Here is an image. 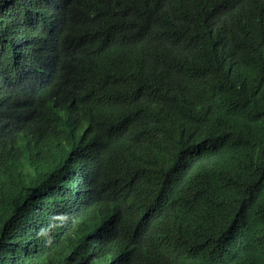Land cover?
<instances>
[{
	"label": "trees",
	"instance_id": "obj_1",
	"mask_svg": "<svg viewBox=\"0 0 264 264\" xmlns=\"http://www.w3.org/2000/svg\"><path fill=\"white\" fill-rule=\"evenodd\" d=\"M235 36L245 50L228 66L213 47L229 38L237 51ZM260 40L264 0H0V248L9 237L37 250L19 264L79 252L77 236L45 241L61 229L51 174L75 169L60 143L86 127L103 159L85 234L113 218L135 264H261ZM140 221L157 227L140 244L149 263L129 233Z\"/></svg>",
	"mask_w": 264,
	"mask_h": 264
},
{
	"label": "clouds",
	"instance_id": "obj_2",
	"mask_svg": "<svg viewBox=\"0 0 264 264\" xmlns=\"http://www.w3.org/2000/svg\"><path fill=\"white\" fill-rule=\"evenodd\" d=\"M237 31L240 32L239 30ZM236 35L239 36L237 32ZM221 41L224 45H230L232 47H213L214 50L225 59L226 65L230 66L235 59L240 60V56L245 50L244 41L235 36L234 42L236 45H240L237 51H235V45L229 38L221 39ZM251 47L257 52L262 51L264 49V40H260L258 45H252ZM194 58L205 67V62L199 54H195ZM243 61L245 60L241 59L240 67L241 70L245 71L247 77L249 65ZM84 129L88 128H74L70 135L60 143L61 146L66 147V151L62 154V159L74 162L75 169L72 172V176L67 179L56 173L51 174L52 178L58 181L60 188V191L53 197V203L57 207L58 212L51 218V223L59 226L61 229L57 236L47 235L45 241L46 243L50 239L61 238L62 236H77L76 240L78 241L77 246L79 252L76 254H71L70 252L61 253L56 258L52 259L50 263L135 264V248L128 241L117 238L114 235L113 218L108 220L105 226L99 228V230H95L90 234H85L84 232L86 224L92 220L90 214L91 210L96 206V189L91 186L93 166L103 159L102 148L85 140V135L88 131ZM3 147L4 145L0 146V148ZM21 151H23V149H21ZM8 153L11 154V151H8ZM21 158L22 157L17 154V156L14 155L12 158H9L6 163L12 168H17L21 164ZM83 202L88 203L89 208H86L80 212V214H76L73 217L70 213V209L78 207ZM35 216H37L36 213H32V216L29 217L30 220H33L32 217ZM156 228L157 227L149 225L143 226V222L141 221L129 223L130 236L140 248V263L142 261L147 263L151 262L148 253L145 249L141 248L140 244L147 236L148 229L157 230ZM34 249L35 248H25L21 246L17 240L5 237L2 248H0V257L4 263L19 264L28 254L37 251ZM261 264H264V257L261 259Z\"/></svg>",
	"mask_w": 264,
	"mask_h": 264
}]
</instances>
